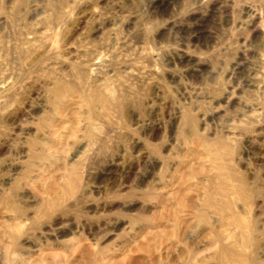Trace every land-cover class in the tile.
<instances>
[{"label": "rangeland", "instance_id": "obj_1", "mask_svg": "<svg viewBox=\"0 0 264 264\" xmlns=\"http://www.w3.org/2000/svg\"><path fill=\"white\" fill-rule=\"evenodd\" d=\"M0 264H264V0H0Z\"/></svg>", "mask_w": 264, "mask_h": 264}]
</instances>
